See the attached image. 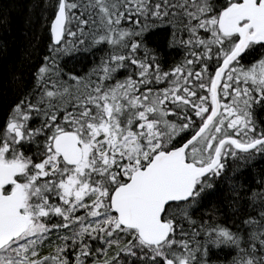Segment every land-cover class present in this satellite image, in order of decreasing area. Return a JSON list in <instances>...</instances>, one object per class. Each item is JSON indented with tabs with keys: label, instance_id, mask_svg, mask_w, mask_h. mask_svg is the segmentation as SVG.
Listing matches in <instances>:
<instances>
[{
	"label": "snow or ice",
	"instance_id": "snow-or-ice-1",
	"mask_svg": "<svg viewBox=\"0 0 264 264\" xmlns=\"http://www.w3.org/2000/svg\"><path fill=\"white\" fill-rule=\"evenodd\" d=\"M48 9L47 52L0 118V264H264V172L249 192L229 164L264 157V0ZM105 44L84 75L65 60ZM221 181L235 230L194 218Z\"/></svg>",
	"mask_w": 264,
	"mask_h": 264
},
{
	"label": "trees",
	"instance_id": "trees-1",
	"mask_svg": "<svg viewBox=\"0 0 264 264\" xmlns=\"http://www.w3.org/2000/svg\"><path fill=\"white\" fill-rule=\"evenodd\" d=\"M45 0H0V118L3 117L8 105L16 99L18 90L16 88V77L23 75L25 81H31L33 67L42 59L47 52V23L46 17L51 18V9L47 11ZM145 42L149 47H159L164 56L165 66H174L181 62L182 49H169L165 46L162 34H146ZM108 46L94 47L90 51H78L65 60L84 75L94 66L99 64L100 58L105 55ZM122 71L119 78H123ZM231 169L242 171V177L249 185V192L252 189L259 190L257 181L260 174L264 172V157H257L255 162H238L232 164ZM231 169L229 174H231ZM227 185L221 181L217 185V192L207 198L201 208L194 213L197 220L208 219L211 223L227 225L233 230L236 229L238 220L234 219L235 213L225 200ZM245 201V211L250 215H257L251 211ZM44 250H50L46 243ZM213 260L220 264H227L229 258L227 250L212 253Z\"/></svg>",
	"mask_w": 264,
	"mask_h": 264
}]
</instances>
